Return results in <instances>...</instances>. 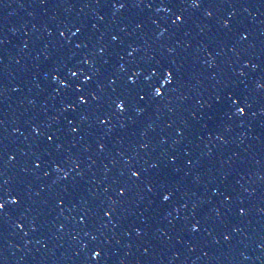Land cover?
Returning a JSON list of instances; mask_svg holds the SVG:
<instances>
[{
  "label": "water",
  "instance_id": "1",
  "mask_svg": "<svg viewBox=\"0 0 264 264\" xmlns=\"http://www.w3.org/2000/svg\"><path fill=\"white\" fill-rule=\"evenodd\" d=\"M230 2L237 7L213 9L212 21L204 18L203 10L189 9L192 20L183 31L157 40L169 17L168 12L157 11L160 0H154L157 7L151 10L133 9L115 15L114 10L97 6L96 0H68L71 6H61L62 0H49L47 6H41L39 0H0V90H6L0 91V120L4 121L0 124V142L7 145L5 155L0 157L6 175L0 176V181L8 179L9 186L22 192L24 199L19 209L9 205V215L0 219V264H83L93 249L99 251L101 247L103 264H264V251L259 247L264 238V89L257 88L264 70H258L253 78L251 70L243 67L251 61L264 69V2ZM233 11L236 16L232 22L251 31L249 42L229 40L220 31V22L228 20ZM152 20L161 21L159 30ZM141 21L146 27L138 30L136 24ZM73 24L85 26L91 45L100 43L110 48L117 47L111 43V35L127 25L132 35L119 33L123 40L143 43L146 39L150 45L142 55L160 58L167 55L165 46L175 48L176 54L167 58L184 75L182 84L159 105V111L150 110L143 118L142 128H133L129 122L128 130L121 131L119 123L123 121H114L117 131L105 141L108 148L104 153L98 151L96 143L104 130L95 126L94 114L85 126L90 127L91 135L65 138L64 156L71 153L79 159L84 172L81 184L90 189L84 195L93 207L115 196L117 181L128 182L130 167L149 169L154 181L167 180L171 190L179 189L166 204L142 187L135 190L130 193V203L118 206L117 216L122 218L119 226L110 224L99 232L91 224L85 228L75 223L72 217L78 216L79 208L69 211L56 208L54 202L46 204L64 188L71 191V186L68 182L53 186L58 174L46 177L45 171L50 170L47 165L38 171L32 165L33 153L40 154L42 149L32 138L31 121L47 124L59 117L66 126L67 116L79 123L78 113L61 115L62 96L53 98V89L59 86H50L42 71L51 70L50 62L44 59L45 50L60 62L71 55L67 51L57 53V29ZM94 24L98 31L92 28ZM67 35L74 43L81 39ZM84 51L76 52L77 60ZM119 51L124 54L123 47ZM212 56L214 67L206 63ZM117 59L113 57V64ZM241 71L248 74L240 76ZM66 77L67 73L61 74L62 79ZM162 80L157 87L171 91V86L162 87ZM17 86L22 88L19 93L13 91ZM231 92L243 93L251 104L245 117L235 115V107L226 99ZM33 100L35 104L30 103ZM178 130L184 135H178ZM134 131L136 136L132 135ZM118 138L124 143L117 145ZM145 142L150 145L146 151L140 148ZM173 157L176 164L169 167L180 171L169 176L164 166ZM128 159L131 165L126 163ZM154 162H159L161 169L152 170ZM45 186L48 191L42 192ZM216 189L222 195L213 196ZM37 192L41 194L37 196ZM241 200L254 204L246 217L237 214ZM75 205L85 206L79 198ZM193 216L201 220L200 232L190 230V224L195 223ZM17 224H23V230ZM59 226L64 227L63 232L58 231ZM33 227L38 230L33 231ZM235 228L239 232L233 231ZM138 230L143 231L142 236L136 234ZM88 231L100 239L92 241ZM225 232L233 234L231 245L223 239Z\"/></svg>",
  "mask_w": 264,
  "mask_h": 264
},
{
  "label": "snow or ice",
  "instance_id": "2",
  "mask_svg": "<svg viewBox=\"0 0 264 264\" xmlns=\"http://www.w3.org/2000/svg\"><path fill=\"white\" fill-rule=\"evenodd\" d=\"M39 2L41 6L49 4V0H39ZM63 5L71 6L68 4V0H62L61 6ZM96 5L114 10V15L133 9L151 10L157 7L154 0H103V3L101 0H96ZM23 6L21 4V7ZM86 6L91 7L92 5L88 4ZM224 7L235 8L237 7V3L230 2V0H160V6L157 8V11L168 12L169 17L163 26V30L159 31V34L156 36V39L159 40L166 34L175 36L178 31H183L184 26L192 20V16L188 14L189 9L193 11L203 10L204 18L212 21L215 18L213 9L218 10ZM235 16L236 13L233 11L230 13L228 20L221 21L220 31L225 32L226 38L229 40L237 38L238 43L244 44L249 42L251 31L240 24H234L232 19ZM100 19L104 20L105 17L101 16ZM152 24L158 30L161 28L160 20H152ZM145 27L146 25L143 21L136 24V29L138 30H143ZM92 28L97 31L99 30L95 24L92 25ZM57 31L59 36L57 40V53L67 51L71 55L67 56L63 62H60L59 59H54L45 50L44 59L50 62L51 70L44 71L42 69L43 79L50 86H59L53 89V98L62 96L61 102L64 106L62 107L61 115L70 111L78 113L79 123L75 119H68L67 116L64 117L67 120L66 126L59 117L54 119L53 123L55 127L53 123L41 124L36 120L30 122L29 126L32 138L42 149L40 154L33 153L35 156V159L32 161L33 170H42L47 165L50 170L45 171L44 175L46 177H51L53 172L58 174V178L52 181L53 186L61 182H68L71 186V191L67 187L64 188L62 194L54 197L52 201L46 200V204L54 202L56 208L61 210L67 208L69 211H77L79 208L78 216L72 217L75 223L83 225L85 228H88L89 224H91L99 232L110 224L119 226V219H122L117 216L119 207L130 203V193L135 190L142 187L144 192L158 196L160 203L166 204L172 200L179 189L171 190L167 180L164 182H160L159 180L154 181L149 169L130 167L128 169V182L121 184L117 181L118 187L115 189V196H109L106 202L96 204L93 207L92 202L86 199L84 195V193L90 192V189H86L81 184V181L84 179V172L81 170L79 159L73 158L71 153L67 157L64 156L65 138L75 135L83 139L84 134L91 135L90 127L85 126L90 123V114H94L95 126L104 130V136L96 138L98 151L104 153L108 148L105 141L117 131V125L113 123L114 121H123L119 123V130L121 131L128 130L129 122L133 128H142L145 123L143 118L149 115L150 110L159 111V105L168 99L178 85L182 84L184 75L181 69L167 58L176 54L175 48L165 46L167 55L160 58L151 54L142 55L145 52V46L150 47V45H148L146 39L143 40V43H127L123 40L119 33L132 35L127 25L120 27L119 33L111 35V43L117 45L116 48H110L108 45L100 43L94 46L91 45V37L83 25L77 26L73 24L71 27L63 25V30L57 29ZM209 31H211V28H209ZM67 33H71V37L73 38L77 36L81 37L80 41L74 43ZM48 35L51 37L53 33L50 31ZM103 39L104 37L101 36L100 40L102 41ZM121 47L124 48L123 55L119 51ZM188 47H191V45H188ZM78 50L87 51H84V55L77 60L76 52ZM233 51H235V48ZM209 55H212L211 52H209ZM113 57L118 58L115 64L112 62ZM121 61H126V63H121ZM214 61L215 57L212 56V59L206 61V63L214 67ZM243 67L251 70L253 78H255L254 74L258 70H264L261 64H253L251 61L244 63ZM62 73H67L65 79L61 78ZM146 73L147 75H145ZM247 74L243 71L239 73L240 76ZM81 77H83L82 80ZM161 77L163 78L162 87L167 89L171 86V91H162L161 87H157V84L161 83ZM257 88L264 89V76L257 82ZM0 91L6 92V90ZM13 91L19 93L22 91V88L17 86ZM226 99L235 107V115L239 117L247 115V109L251 107V104L245 99L243 93L231 92L226 96ZM30 103L35 104V101H30ZM3 123L4 121L0 120V124ZM168 127L171 128L172 125L169 124ZM132 135L136 136V132H132ZM178 135L183 136V130H178ZM116 143L117 145L123 144L124 140L118 138ZM149 147L150 145L147 142L140 144V148L145 151ZM6 151L7 145L0 142V157H3ZM209 155L211 154L209 153ZM45 157L51 159H45ZM11 160L15 161L16 156L12 155ZM126 163L131 165L132 160L128 159ZM175 164L176 159L173 157L169 159L168 165L164 166L169 176L180 171L179 168L169 167ZM69 166L71 167V171L67 170ZM150 168L152 170L161 169V164L154 162ZM4 175H6L4 168L0 167V176ZM199 180L200 178L197 176L196 182H199ZM225 180H227V177H225ZM41 191L47 192L48 187H43ZM40 194V192L36 193L37 196ZM212 194L213 196L222 195L219 189H216ZM249 195H254V193H249ZM77 198H79L81 204L85 205L83 208H80L79 205L74 206V201ZM227 199L230 201L231 196H227ZM93 200H95L94 194ZM152 203L155 205L156 201L153 200ZM23 204V193L11 188L8 179L0 181V219H3L5 215H9V205L19 209ZM184 207H187V204ZM251 207H254L252 201L246 202L241 200L240 207L237 210L238 216H248ZM217 215H220L219 211ZM193 219L195 223L190 224L191 232H200L201 220L195 219V216H193ZM205 219H207V216H205ZM33 224H35L34 221ZM16 226L23 230V224H17ZM36 230L38 229L33 227V231ZM58 231L63 232L64 227L59 226ZM233 231L239 232V228H235ZM136 234L142 236L143 231L138 230ZM87 235L94 242L100 239L98 235L93 234L91 231H88ZM223 239L231 245L233 240L232 232H225ZM259 247L261 251H264V238L260 240ZM84 248L87 249L88 245L85 244ZM76 255L79 256L80 253L77 252ZM245 259H249V257L245 256ZM103 260L104 249L101 247L99 251L93 249L83 264H103Z\"/></svg>",
  "mask_w": 264,
  "mask_h": 264
}]
</instances>
